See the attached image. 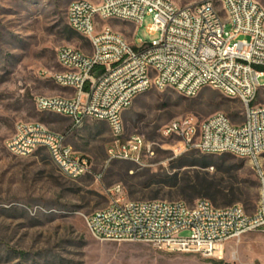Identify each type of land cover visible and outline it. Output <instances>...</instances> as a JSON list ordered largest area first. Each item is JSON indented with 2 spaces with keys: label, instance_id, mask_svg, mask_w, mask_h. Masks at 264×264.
Listing matches in <instances>:
<instances>
[{
  "label": "built area",
  "instance_id": "1",
  "mask_svg": "<svg viewBox=\"0 0 264 264\" xmlns=\"http://www.w3.org/2000/svg\"><path fill=\"white\" fill-rule=\"evenodd\" d=\"M178 0H81L70 4V28L86 39L92 52L70 46L58 51L59 70L43 72L64 96H39L37 110L69 118L74 128L104 121L116 138L109 161L140 162L150 148L141 136L122 140L123 115L135 100L152 90H173L194 98L210 88L239 101L245 109L241 125L225 114L200 121L186 116L162 128L166 138L178 137L179 152L197 150L215 156L232 155L251 162L260 188L253 214L241 205L218 208L209 200L193 206L184 201H132L122 185L108 193L110 203L85 217L89 233L100 242L144 244L174 254L222 259L225 245L253 232L264 233V105L255 100L264 84V7L261 0H207L180 6ZM147 16L157 39L133 42L107 22L133 23ZM230 26V31L227 27ZM67 135L39 122H22L6 142L17 157L46 150L65 176L93 174V163L68 144ZM99 182L103 174L95 176Z\"/></svg>",
  "mask_w": 264,
  "mask_h": 264
},
{
  "label": "rangeland",
  "instance_id": "2",
  "mask_svg": "<svg viewBox=\"0 0 264 264\" xmlns=\"http://www.w3.org/2000/svg\"><path fill=\"white\" fill-rule=\"evenodd\" d=\"M75 1L81 0H0V264H264L263 232L227 243L222 259L170 254L144 244L100 242L89 233L85 217L108 206V193L116 185H122L132 201H184L193 206L206 199L218 208L241 205L249 214L259 204L260 188L250 161L197 150L179 152L181 139L161 134L163 127L186 116L204 121L222 113L241 125L243 105L218 90L207 88L194 98L173 90L139 96L123 115L122 138L141 136L150 148L139 163H108V149L116 138L107 122L89 120L74 128L69 118L37 110V97L67 94L43 76L44 71L59 70V49L92 52L89 42L68 25L67 10ZM261 4L264 7V0ZM152 23L153 17L147 16L137 30L129 22L106 24L129 42L136 32V41L151 43L157 39L148 32ZM255 105H264V89ZM22 122L43 123L67 135L74 151L93 163V174L65 176L46 150L30 157L12 155L6 142ZM260 162L264 169V155ZM98 174H103L99 182ZM199 178L215 184L197 186Z\"/></svg>",
  "mask_w": 264,
  "mask_h": 264
},
{
  "label": "trees",
  "instance_id": "3",
  "mask_svg": "<svg viewBox=\"0 0 264 264\" xmlns=\"http://www.w3.org/2000/svg\"><path fill=\"white\" fill-rule=\"evenodd\" d=\"M197 184H198L197 186H201V187H210V186L214 185L215 183L208 181L205 178H202V179L199 178V181L197 182Z\"/></svg>",
  "mask_w": 264,
  "mask_h": 264
}]
</instances>
